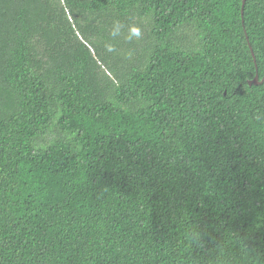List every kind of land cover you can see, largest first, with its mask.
Listing matches in <instances>:
<instances>
[{
  "label": "trees",
  "instance_id": "1",
  "mask_svg": "<svg viewBox=\"0 0 264 264\" xmlns=\"http://www.w3.org/2000/svg\"><path fill=\"white\" fill-rule=\"evenodd\" d=\"M242 2L0 0V264H264Z\"/></svg>",
  "mask_w": 264,
  "mask_h": 264
},
{
  "label": "water",
  "instance_id": "2",
  "mask_svg": "<svg viewBox=\"0 0 264 264\" xmlns=\"http://www.w3.org/2000/svg\"><path fill=\"white\" fill-rule=\"evenodd\" d=\"M244 3H245V0H243V2H242V6L244 5ZM253 59H254V61H255L254 54H253ZM263 81H264V78H262V79L260 80V79H259V75H258V73H256V75L254 76V78L248 82V85H253V84L257 85V84L262 83Z\"/></svg>",
  "mask_w": 264,
  "mask_h": 264
}]
</instances>
